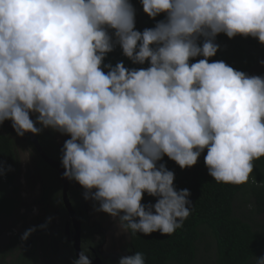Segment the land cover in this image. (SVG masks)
<instances>
[{
  "label": "trees",
  "instance_id": "16d2710c",
  "mask_svg": "<svg viewBox=\"0 0 264 264\" xmlns=\"http://www.w3.org/2000/svg\"><path fill=\"white\" fill-rule=\"evenodd\" d=\"M26 3L0 0V31L26 26ZM85 12L86 22L106 28L108 45L119 38L114 52L108 45L75 47L89 60L101 148L120 168L116 202L97 205L93 195V206L118 215L129 235V256L102 262L196 264L205 243L208 259L202 261L258 264L264 258V112L249 114L243 101L264 107V84L249 79L264 74V68L255 72L264 58V0H87ZM6 101L5 121L19 128V115ZM30 124L44 154L68 173L69 201L82 218L81 250L87 252L97 246L83 217L90 189L74 182L56 132ZM20 134L35 157L44 216L31 220L29 244L9 264H36L35 232L44 237L48 219L57 211L64 223L67 213L57 174ZM93 166L107 170L102 160ZM20 174L16 143L0 133V227L18 214ZM15 243L20 239L9 248Z\"/></svg>",
  "mask_w": 264,
  "mask_h": 264
},
{
  "label": "rangeland",
  "instance_id": "374dc122",
  "mask_svg": "<svg viewBox=\"0 0 264 264\" xmlns=\"http://www.w3.org/2000/svg\"><path fill=\"white\" fill-rule=\"evenodd\" d=\"M47 1L48 4L43 9L45 16L37 19V23L43 31V40L48 46L47 49L59 50L73 44L89 47V45L98 43L103 47L106 46L108 37L104 28L90 27L84 24L83 10L86 2L77 4L76 0ZM42 2L43 0H38V4ZM49 4L51 7L48 9ZM118 10L119 6L116 7V13L119 12ZM43 12L39 11L38 18L44 15ZM19 49L28 55L21 58L20 62L22 63L17 64V67L27 63L28 57L34 53L33 34L29 30L0 33L1 73L6 71L7 64L3 55L14 53L15 55H12L17 58L16 55L21 56L20 52L18 53ZM7 59L11 61L9 58ZM43 67L47 77L43 78L42 88L47 91L32 96V101L27 100L29 102L28 107L31 108L30 118L32 122L44 127L46 131L53 129L56 132L57 145H65L64 152L68 155L66 156L67 163L73 174L74 182L80 186H88L90 189L84 195L86 217L90 228L95 231L94 237L96 243H99L97 244L99 245L98 253L103 258L110 255L114 258L116 256L127 258L129 256V235L123 227L120 217L108 214L100 206L94 207L92 205L93 195L98 196L97 205L116 202L112 194L120 186L118 178L120 168L114 155L101 148L100 115L95 112L96 103L93 98L94 90L89 79V64L78 59H72L70 55L53 54L43 62ZM262 68H264V58L260 57L255 72ZM244 107L250 108L247 103ZM16 149L21 169L19 179L21 204L18 214L0 227V239L2 240L0 243V264H8L17 256L16 253L8 250L9 247L5 248L9 245L10 238L7 236L9 229H14L18 233L22 230L30 232L29 224L38 211L37 200L40 199L35 157L22 139H16ZM99 160L106 164V172L94 170L93 165ZM25 174L29 175L28 182L24 177ZM241 208L244 209V206L242 205ZM23 216L25 217L24 220L21 219ZM260 218L264 219V215ZM62 231L63 227L53 226L51 235H55L54 238L62 239L65 237ZM65 231L66 228H64ZM11 233L14 234V232ZM69 233L74 235L72 226L69 227ZM26 240L28 241V236ZM22 244L26 245L27 242L23 241ZM200 246L201 252L198 251L196 264H214L213 261L200 260V258L208 259L202 252L205 243ZM33 247L39 253L42 252V258L39 262L48 258L52 264H62L59 259L68 264L66 262L70 260L69 256L67 257L62 253L60 244L56 245L54 252L51 251L50 246L47 247V244V249L43 251L42 246L37 241ZM43 247L45 249V246ZM211 251L212 247L206 251V255L209 256ZM2 256H5V260ZM43 264L49 263L45 261ZM258 264H264V258Z\"/></svg>",
  "mask_w": 264,
  "mask_h": 264
},
{
  "label": "flooded vegetation",
  "instance_id": "af4514ba",
  "mask_svg": "<svg viewBox=\"0 0 264 264\" xmlns=\"http://www.w3.org/2000/svg\"><path fill=\"white\" fill-rule=\"evenodd\" d=\"M31 1H32L31 6L23 14V11L25 10V8L27 7V4H28V0H27L26 6H25V8L23 9V11L21 13L22 19L26 22V26L25 27H21L20 29L12 30V31H0V33H4V32H16V31H20V30L22 31L23 29H27V30H29L31 32V34H33L34 53L31 54L32 56L30 55V57H28L29 58L28 62L24 63L22 66H19V67L16 66L17 64L19 65V63H22V62H20L21 58H25V56L28 55L26 53H22V51H20V49L18 50V53L20 52L21 56L16 55L17 58H15L12 55L14 53L4 54L3 56H4V58L6 60V63H7L6 64V71H4V73L0 72V111H1V113H0V133H2V134L8 133L9 137L12 140H14L15 143H16V139H22L25 142L26 145H27L26 141L23 139V137L20 134V132L26 133V130H25L22 122H21V126L19 128H15V127L11 126L7 121H5L7 118H6L5 115L2 114V107H3L2 104L3 103H7L6 100L11 101L13 103V108L16 109L17 114L19 115L20 121H21V118H22L21 110L22 109L25 110L26 113H27L28 123H29V125L31 127L30 122H32V119L30 118V114H29L31 112V108L28 107L29 102H27V100L30 99V101H32L33 100V99H31L32 96H36V94H39V93L43 94V92L47 91L45 88L44 89L42 88L43 84H44L43 78L47 77L46 72H45L44 67H43V62L49 56H52L53 54L54 55L55 54H59L61 56L62 55H64V56L70 55V57L72 59L73 58L75 60L78 59V60H81L84 63H88L89 64V60L88 59H83V57H81L77 53V51L75 50V47L80 46L79 48L81 50H86V49H88V48H90L91 46H94V45L103 46V45H99L98 43H96V44L94 43L92 45H89V47H84L81 44H76V45L73 44V45H68L67 47L59 49V50H53V49L49 50V49H47L48 46L44 43L43 31H42L41 27L38 25L37 19H40V18L45 16V13L43 12V9H45V5L48 4V1L47 0H43V2L41 4H38V0H31ZM76 2H77V4H79L80 2H82V3L86 2V4H87V0H82V1L76 0ZM86 4H85L84 10H83V17H84L83 21H84V24L86 26L89 25L90 27H102L106 31V28L104 26H95L93 24H89L88 22H86V20H85V18H86L85 17ZM117 6H119L118 3H116L113 6L112 10L110 11L111 18L113 20H116L118 18V16H119V12L116 13L117 12L116 11V7ZM50 7H51V5L49 4L48 5V9ZM39 11H42L44 15L38 18ZM76 32L79 33V31H76ZM107 37L109 38L108 33H107ZM108 38H107V41H106V46L108 45ZM110 43H111V41H110ZM110 43L108 45V48L110 47ZM7 58H9L11 61H9ZM89 68H90V64H89ZM30 73H31L32 77L28 78V75ZM9 95H11V96H9ZM260 98L262 100H264V97H260ZM246 103L249 104V106H250V108L246 109L249 114H252L254 111L259 112V113L264 112L263 104L257 103V104L254 105L253 103L249 102L248 98L243 101L244 105H246ZM258 107H260V110L258 109ZM32 123H34V122H32ZM35 125H37V124H35ZM38 126H40V125H38ZM31 130H32V128H31ZM55 142H56V140H55ZM62 146L63 145H61L59 147H62ZM24 177H25V175H24ZM93 201H94V197H93ZM38 202H39V199L37 200L38 211L34 215L33 219L38 218V217L42 218L44 216V212H43V210H41L40 204ZM84 211H85V213H84L83 217H85L84 219L87 222V227H88V230H89L90 240H92L91 241L92 243H96V240H95V237H94V232L95 231L90 228V225L88 224V219L86 217L85 200H84ZM66 215H67V220L64 223H62V219L60 218L58 212L56 211L55 214L52 215L48 219V225H47L48 226V230H44L45 231V236L43 237L41 235V231L39 230V231L35 232L34 237L36 238V241L41 246H45L44 250L47 249L46 248V244H47V247L50 246L51 251L54 252V249H55L56 245L60 244L62 246V253L64 255H66L67 257L68 256L70 257V260L68 262H66V263L70 264V263H73V259H75L76 261H77V259L75 258V254H74V250H73V246H72L73 245L72 244V241H73L72 239H73L74 235L72 233L71 234L69 233V227L72 226V223H71L69 215L68 214H66ZM77 219L79 221V226H80L82 218L80 220L77 217ZM52 222H54V224H52ZM68 223H69V226L67 227ZM53 226L57 227V228L60 227V226L63 227V231L62 232H63L65 237H63L62 239H59L58 237L54 238L55 235H51ZM64 228H66L65 232H64ZM72 228H73V226H72ZM29 229H31V231L30 232L28 231L27 235H24V231L25 230H22V231H20V233H18L14 229H9L8 234L6 232L8 238H10L9 245H7L5 248L10 247L11 246V242L14 241L15 238H19L20 239V244H16V243L13 244V248H8V250H10L11 252L13 251L14 253H16V255L20 254L23 250H25L26 245L29 244V236L34 231V227H30V224H29ZM73 230H74V228H73ZM11 232H14V234L11 233ZM80 232H81V229L79 230V240H80V250H81ZM27 236H28V241L26 240ZM23 241H26L27 244L26 245L22 244ZM1 242H2V240L0 239V243ZM64 243L66 245L70 244V247L72 248L71 250H72L73 253H70L69 247L67 248ZM97 244H99V243H97ZM98 247H99V245L95 246V248H92L91 246H89L87 248V252H84L82 250H81V252H82L83 256L89 261L100 260L102 262V259L106 260L107 258L111 257V255L107 256L106 258L101 257L100 253H98ZM30 248L32 249L31 253H33L35 255V257L37 258L36 261L34 260L36 262V264H39V263L43 264L45 261H42L43 263L39 262L40 259L42 258V252H40V253H39V251L37 252V250L34 249L33 246L30 247ZM29 252H30V250H26V253H29ZM111 258L112 259H117L118 256H116L115 258L114 257H111ZM46 259H48V258H46ZM59 262H60V259H59ZM60 263L65 264V262H63V260ZM77 263H79V262L77 261Z\"/></svg>",
  "mask_w": 264,
  "mask_h": 264
},
{
  "label": "water",
  "instance_id": "95a60500",
  "mask_svg": "<svg viewBox=\"0 0 264 264\" xmlns=\"http://www.w3.org/2000/svg\"><path fill=\"white\" fill-rule=\"evenodd\" d=\"M32 1L28 0V4L27 7L25 8V10L23 11V14L25 11H27L29 9V7L31 6ZM11 96V95H9ZM21 114H22V118H21V122L26 130V134L29 137L30 142L32 143L36 153L38 154L39 158L50 167V169H52L58 176L59 178V182L61 185V200L63 203V206L67 212V214L70 217L72 226L74 228V236H73V241H72V246H73V250H74V254H75V258L77 259V261L80 264H104L103 262H101L100 260H95V261H89L87 260L81 250H80V240H79V230H80V226H79V221L76 217L75 212L73 211L70 201H69V196H68V191H69V186L71 184L69 176L67 171L64 169V167L57 161L52 160L50 158H48L44 152L42 151L33 131L31 130V127L28 123V119H27V113L25 110H21ZM69 226V223L67 224V227Z\"/></svg>",
  "mask_w": 264,
  "mask_h": 264
},
{
  "label": "clouds",
  "instance_id": "9594fccd",
  "mask_svg": "<svg viewBox=\"0 0 264 264\" xmlns=\"http://www.w3.org/2000/svg\"><path fill=\"white\" fill-rule=\"evenodd\" d=\"M118 44H119V38L117 36L113 37V39L111 40V43H110V47H109V50L110 52H114L117 50V47H118ZM186 43H183L182 42V52L185 53L188 49H187V46L185 45ZM122 57L125 56V54H122L121 55ZM261 84V83H260ZM258 109L260 110V107H258Z\"/></svg>",
  "mask_w": 264,
  "mask_h": 264
},
{
  "label": "built area",
  "instance_id": "2783aa9c",
  "mask_svg": "<svg viewBox=\"0 0 264 264\" xmlns=\"http://www.w3.org/2000/svg\"><path fill=\"white\" fill-rule=\"evenodd\" d=\"M250 80H258L259 83L264 84V74H261L259 76H251L249 77Z\"/></svg>",
  "mask_w": 264,
  "mask_h": 264
}]
</instances>
